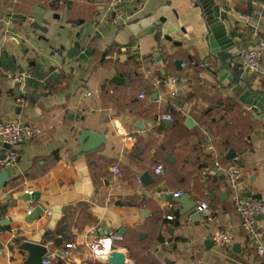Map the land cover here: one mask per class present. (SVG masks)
<instances>
[{
    "label": "crops",
    "instance_id": "1",
    "mask_svg": "<svg viewBox=\"0 0 264 264\" xmlns=\"http://www.w3.org/2000/svg\"><path fill=\"white\" fill-rule=\"evenodd\" d=\"M55 1L0 0V121L20 119L47 133L17 147L22 156L15 167H0V175L6 173L0 188V264H25L24 243L56 254L51 264H107L86 247L104 236L103 225L123 234L114 246L126 255V264H264L240 227L225 176L205 177L216 163L226 166L238 158L246 193L264 198V72H244L239 58L264 33V0H216L231 13L229 35L236 41L230 52L238 56L240 77L228 86L210 73L212 60L203 64L209 31L199 0H128L133 17L100 30L94 23L105 17L109 0ZM7 31L18 35L15 47ZM178 60L202 63L203 84L192 80L195 71L188 65L179 69ZM21 73L27 74L22 83L7 77ZM172 76L183 91L176 100L168 96ZM155 94L161 104L154 102ZM21 96L27 103L18 106ZM168 112L176 119L172 128L174 122L166 126L161 119ZM188 118L195 122L192 128ZM82 130L104 140L80 153ZM7 149L0 142V159ZM158 165L165 168L162 176L154 172ZM146 172L154 181L150 185L141 182ZM160 192L189 194L229 212L221 222L235 232L233 247L207 250L215 227L202 216L198 226L187 216L167 221L170 211L174 215L183 206L173 203L170 210ZM26 194H38V200L27 202ZM37 207L44 213L28 222ZM55 208L62 209V219L48 234ZM257 227L264 237V219ZM68 242L79 249L63 259Z\"/></svg>",
    "mask_w": 264,
    "mask_h": 264
},
{
    "label": "built area",
    "instance_id": "2",
    "mask_svg": "<svg viewBox=\"0 0 264 264\" xmlns=\"http://www.w3.org/2000/svg\"><path fill=\"white\" fill-rule=\"evenodd\" d=\"M126 2H128V0H109L105 17L100 18L94 23L97 30L109 25L118 26L121 23H126L131 17H133V14L129 13L125 7ZM11 21L12 20L10 18L8 23H11ZM33 21V19L30 20V22ZM6 36L7 42L15 47L18 43V35L7 31ZM263 56L264 33L256 37L254 47L240 50L239 58L244 72L252 75L263 73ZM181 66L182 68H186L187 64L183 63ZM7 77L13 83H22L26 81L27 74H8ZM200 77L204 78L205 75L200 74ZM152 82L157 87L164 85V82L160 80H153ZM178 82L179 79L176 76L170 77L166 82L174 87L168 94L171 99L176 100L182 97L183 91L181 88H178ZM145 97V94L140 96L141 99H145ZM162 101V99L157 98L154 102L156 104H161ZM16 103L18 106H22L26 104L27 101L23 96H21L16 99ZM161 119L173 122L171 114H164ZM46 136L47 133L42 128L26 124L20 119L0 121V142L8 148L5 156L0 159V167L4 169L15 167L19 163L22 156L21 152L17 150V147L25 142L38 140ZM127 138L129 141H134L132 136H128ZM114 172L115 174L120 173L119 169L116 167L114 168ZM154 172L156 175L162 176L165 174V168L162 165H158ZM220 174H223L226 178V188L231 195L234 212L239 219L240 227L247 235L249 245L252 249H254L257 256L264 262V237L257 227L258 219H264V198L262 197L261 199H257L252 196L248 197L243 195L246 193V185L243 180L244 170L238 158L234 159L226 166L216 163L213 168L205 172V177H217ZM169 194L170 193L167 192L159 193L160 196H167ZM172 195L175 198H179L183 196V193L178 192ZM168 207L171 210L173 208V203H169ZM196 209L207 224H213L215 227L213 233L211 234L214 246L219 249H231L235 242V232L232 227L221 222L222 217L230 218L231 214L227 211L214 210L206 202H199ZM31 212L32 210L30 213ZM48 216H52V212H48ZM174 218L175 217L172 213H169L166 216V219L169 221L174 220ZM120 239L121 237L117 236V234L113 232H105L104 236L87 243V252L95 260L107 261L111 253L113 251H117L115 250L114 243ZM108 242L109 244L107 245ZM78 249V244L75 242H68L64 245V250L60 253V256L63 259H70L73 257L74 252L78 251ZM55 258L56 254H53L51 255L50 260ZM50 260L43 261V264H51Z\"/></svg>",
    "mask_w": 264,
    "mask_h": 264
},
{
    "label": "water",
    "instance_id": "3",
    "mask_svg": "<svg viewBox=\"0 0 264 264\" xmlns=\"http://www.w3.org/2000/svg\"><path fill=\"white\" fill-rule=\"evenodd\" d=\"M60 0H56L55 3H59ZM70 1L68 5H70ZM199 5L205 16V22L209 31L208 35V46L209 53L204 58L203 64L207 61L212 60L213 65L210 66L213 70H210V73L218 78V80L225 86H228L233 79L236 81L239 80L240 72L238 71V64L235 62L237 55L233 52H230L232 48L236 46V41L232 36L229 35V30L232 26V16L228 8H224L221 3H218L216 0H199ZM21 17V16H17ZM37 27V26H36ZM161 37V32L156 33L155 39L157 40ZM183 64L182 60L176 61V65L179 69H182L181 65ZM158 94H155L154 98L157 99ZM172 122L163 120V124L169 126ZM195 125V122L192 118H188L186 126L192 128ZM139 126V124L137 125ZM98 140H104L103 135L96 133H90L86 130L81 131V136L79 138V144L81 146L80 153H88L95 149L94 146H91V142ZM80 156V154H78ZM6 173L0 175V188L3 186L6 181ZM141 182L145 185H150L154 181L146 172L142 178ZM244 196L254 197L261 199L262 195H252L251 193H245ZM38 194H26L22 197L23 200L29 202L32 200H38ZM169 203H176L183 206V209L175 212L174 216L176 218H181L182 216H187L196 226L200 225L201 214L197 212L198 202L191 200L189 194H183L179 198L173 197L172 194H169L165 197ZM44 213V210L40 207L35 208L29 215L28 222H33ZM147 212L142 211V215H145ZM169 213H172L171 211ZM62 219V209L55 208L53 211V216L50 224L47 226L48 234H52L55 231L57 224ZM209 229V227H206ZM109 233L111 230L105 225L102 226L99 234L104 235V233ZM117 236L122 237V233H118ZM205 246L207 250H210L214 247L212 242L211 235L207 236L205 241ZM20 250L26 251L28 253V258L25 261V264H43V261H48L51 259V254L48 252V249L40 244L36 243H24L20 246ZM108 264H126V255L119 251H113L110 257L107 259Z\"/></svg>",
    "mask_w": 264,
    "mask_h": 264
},
{
    "label": "trees",
    "instance_id": "4",
    "mask_svg": "<svg viewBox=\"0 0 264 264\" xmlns=\"http://www.w3.org/2000/svg\"><path fill=\"white\" fill-rule=\"evenodd\" d=\"M187 65H188V67H187L188 68V71L191 70V69H193L195 71V77L192 80L194 82L197 81V82L203 84V81H201V79H200V74L202 73L201 67H203L202 63L195 62V61H188V64ZM168 114H170V112H168ZM172 118H173L174 124L170 128H172L175 125V123H176V119H175V117H173V115H172ZM174 220H178V218H175ZM174 220H172V221H174ZM167 221H169V220H167Z\"/></svg>",
    "mask_w": 264,
    "mask_h": 264
}]
</instances>
